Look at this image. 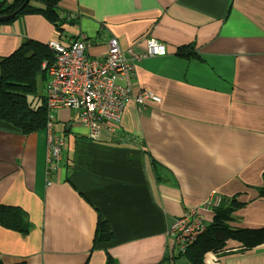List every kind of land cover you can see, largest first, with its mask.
<instances>
[{
  "label": "crops",
  "instance_id": "obj_1",
  "mask_svg": "<svg viewBox=\"0 0 264 264\" xmlns=\"http://www.w3.org/2000/svg\"><path fill=\"white\" fill-rule=\"evenodd\" d=\"M57 12V26L40 13L0 24V58L27 39L83 37L92 57L109 36L139 48L154 37L166 53L135 62L130 83L160 101L128 102L100 140L56 110L64 145L48 176L45 126L22 135L0 120V204L31 224L26 235L0 225L1 264H191L167 231L189 209L212 223L214 208H200L213 196L234 200L233 224L264 226V0H61ZM100 220L110 238L94 244ZM241 248L228 239L203 262L264 264V242Z\"/></svg>",
  "mask_w": 264,
  "mask_h": 264
},
{
  "label": "built area",
  "instance_id": "obj_2",
  "mask_svg": "<svg viewBox=\"0 0 264 264\" xmlns=\"http://www.w3.org/2000/svg\"><path fill=\"white\" fill-rule=\"evenodd\" d=\"M107 50L102 56L85 53V40L77 37L63 43L56 38L47 41L53 52L54 63L47 68L45 84L47 121L46 170L48 176L59 163L64 141L55 135L53 115L56 110L68 108L75 111L74 124L84 128L91 140L113 134L120 124L128 102L141 106L146 100L160 101V96L149 89L132 90L130 80L134 76V65L146 57L166 53L165 43L147 37L144 47L123 46L116 37L107 38ZM112 137L113 136H109ZM220 196H213L201 205L202 210L217 207ZM207 229L204 217L196 209H189L174 218L167 231L172 250L183 254Z\"/></svg>",
  "mask_w": 264,
  "mask_h": 264
},
{
  "label": "trees",
  "instance_id": "obj_3",
  "mask_svg": "<svg viewBox=\"0 0 264 264\" xmlns=\"http://www.w3.org/2000/svg\"><path fill=\"white\" fill-rule=\"evenodd\" d=\"M23 1L0 0V16L15 11ZM60 1L28 0L21 11L0 24H9L25 13H40L57 26L59 24L57 7ZM178 55L187 54L183 48H180ZM53 63V52L46 43L31 39L25 40L13 53L0 58V120L9 123L19 134L33 133L45 126L48 118L46 96L45 93H38L37 81L45 79L47 68ZM29 94L38 97L40 103L37 107L29 104L27 99ZM235 207L236 203L233 200L227 204L221 202L214 208L216 212L214 221L208 224L205 233L183 253L191 264H204V253L221 249L228 239L241 242V250L251 249L264 242V226L239 227L231 222V213ZM0 225L24 235L31 229L29 219L21 208L2 204H0ZM109 238V225L105 221H98L94 244L108 241ZM105 264L115 263L111 256L107 255Z\"/></svg>",
  "mask_w": 264,
  "mask_h": 264
},
{
  "label": "water",
  "instance_id": "obj_4",
  "mask_svg": "<svg viewBox=\"0 0 264 264\" xmlns=\"http://www.w3.org/2000/svg\"><path fill=\"white\" fill-rule=\"evenodd\" d=\"M27 1L28 0H24L23 3L15 11L11 12L10 14L0 16V22L10 19L15 14H17L19 11H21L23 9V7L26 5Z\"/></svg>",
  "mask_w": 264,
  "mask_h": 264
},
{
  "label": "rangeland",
  "instance_id": "obj_5",
  "mask_svg": "<svg viewBox=\"0 0 264 264\" xmlns=\"http://www.w3.org/2000/svg\"><path fill=\"white\" fill-rule=\"evenodd\" d=\"M50 38V37H49ZM48 38V39H49ZM48 39H47V41H48ZM46 43V42H45ZM42 92H44V80H42V81H38V93L40 94V93H42ZM32 96H29V98H31Z\"/></svg>",
  "mask_w": 264,
  "mask_h": 264
}]
</instances>
